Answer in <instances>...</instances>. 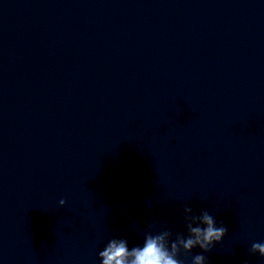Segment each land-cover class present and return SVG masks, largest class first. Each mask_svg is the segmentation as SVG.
Returning <instances> with one entry per match:
<instances>
[{
	"label": "clouds",
	"instance_id": "9594fccd",
	"mask_svg": "<svg viewBox=\"0 0 264 264\" xmlns=\"http://www.w3.org/2000/svg\"><path fill=\"white\" fill-rule=\"evenodd\" d=\"M59 204L64 206L66 201L61 199ZM184 214L186 236L176 233L173 239L170 229L156 231L149 225L142 245L129 247L125 238L109 239L99 252L101 264H185L181 257L191 254L195 248L201 251L191 256V264H207L203 253H210L223 240L228 229L222 222L218 225L208 211L196 215L191 207L186 206ZM250 252L264 258V241L252 242Z\"/></svg>",
	"mask_w": 264,
	"mask_h": 264
}]
</instances>
